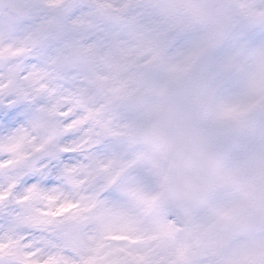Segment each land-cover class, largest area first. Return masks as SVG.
Segmentation results:
<instances>
[{"label": "snow or ice", "instance_id": "1", "mask_svg": "<svg viewBox=\"0 0 264 264\" xmlns=\"http://www.w3.org/2000/svg\"><path fill=\"white\" fill-rule=\"evenodd\" d=\"M218 8L242 58L222 65L237 99L217 115L239 122L264 112V0ZM205 16L199 0H0V264H264V160H192L161 116Z\"/></svg>", "mask_w": 264, "mask_h": 264}, {"label": "clouds", "instance_id": "2", "mask_svg": "<svg viewBox=\"0 0 264 264\" xmlns=\"http://www.w3.org/2000/svg\"><path fill=\"white\" fill-rule=\"evenodd\" d=\"M199 2L206 6V16L198 26L206 49L193 60L178 89L186 116L181 122L184 139L201 160H217L224 165L248 157L264 160V112L255 111L239 122L218 118L219 108L237 99L238 73L226 74L222 65L227 58H242V54L227 35L224 14L218 8L221 0ZM248 63L255 71V65ZM247 174L255 178L256 167L250 166Z\"/></svg>", "mask_w": 264, "mask_h": 264}, {"label": "water", "instance_id": "3", "mask_svg": "<svg viewBox=\"0 0 264 264\" xmlns=\"http://www.w3.org/2000/svg\"><path fill=\"white\" fill-rule=\"evenodd\" d=\"M180 88V87H179ZM173 99H175V101H179L181 99V96L179 94V92L177 91L176 94L174 96H172ZM175 102V107L171 108L170 113H175L178 116H182V118H186L185 113H184V109H183V100H181L180 102L176 103ZM174 105V104H173ZM168 112H165V114H167Z\"/></svg>", "mask_w": 264, "mask_h": 264}, {"label": "rangeland", "instance_id": "4", "mask_svg": "<svg viewBox=\"0 0 264 264\" xmlns=\"http://www.w3.org/2000/svg\"><path fill=\"white\" fill-rule=\"evenodd\" d=\"M185 73H186V72L181 73V74L179 75V77H178V80H180V79L182 78V76H183Z\"/></svg>", "mask_w": 264, "mask_h": 264}]
</instances>
